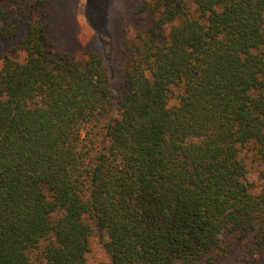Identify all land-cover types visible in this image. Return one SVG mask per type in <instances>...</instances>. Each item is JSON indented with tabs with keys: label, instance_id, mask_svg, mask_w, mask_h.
I'll list each match as a JSON object with an SVG mask.
<instances>
[{
	"label": "trees",
	"instance_id": "trees-1",
	"mask_svg": "<svg viewBox=\"0 0 264 264\" xmlns=\"http://www.w3.org/2000/svg\"><path fill=\"white\" fill-rule=\"evenodd\" d=\"M19 2L0 0V40L26 26L0 65V264H87L93 239L105 264H264V0L144 1L121 98L48 0Z\"/></svg>",
	"mask_w": 264,
	"mask_h": 264
},
{
	"label": "rangeland",
	"instance_id": "rangeland-1",
	"mask_svg": "<svg viewBox=\"0 0 264 264\" xmlns=\"http://www.w3.org/2000/svg\"><path fill=\"white\" fill-rule=\"evenodd\" d=\"M36 0H21L16 11L19 16L30 15L29 10ZM146 0H48L47 10L51 14V34L63 51L81 58L86 49L99 50L105 57L112 91L119 98L123 96L125 71L131 65V55L127 42L133 36V23L138 9ZM26 26L20 25L19 36L14 40H0V65L6 54L22 59L25 53L18 49V41L25 34ZM17 49V50H16ZM246 162L250 170V179L254 191H264V164L247 149ZM244 250L238 248L222 257L214 264H251L252 258H243ZM108 254L97 239H93L92 250L87 256V264H105ZM264 261V260H262ZM33 264H45L38 250L32 252Z\"/></svg>",
	"mask_w": 264,
	"mask_h": 264
}]
</instances>
